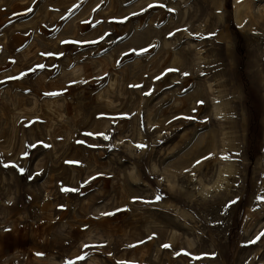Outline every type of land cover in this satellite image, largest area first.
Wrapping results in <instances>:
<instances>
[{"label": "rangeland", "instance_id": "1", "mask_svg": "<svg viewBox=\"0 0 264 264\" xmlns=\"http://www.w3.org/2000/svg\"><path fill=\"white\" fill-rule=\"evenodd\" d=\"M260 197L264 0H0V264H264Z\"/></svg>", "mask_w": 264, "mask_h": 264}, {"label": "bare ground", "instance_id": "2", "mask_svg": "<svg viewBox=\"0 0 264 264\" xmlns=\"http://www.w3.org/2000/svg\"><path fill=\"white\" fill-rule=\"evenodd\" d=\"M236 15L239 16V12L236 11ZM199 54L201 59H206V56L203 53V49H199ZM214 84H210V88L214 91ZM219 95L214 96V110L215 115L218 118L224 117L225 112L222 103L219 101ZM227 139L224 138L223 142V150H222V159L223 162L220 163V168L216 178L212 181H208L206 175H196L195 172L192 174V179L196 182V191L195 194L198 198L202 201H208L209 198H212L215 194H220L221 191L226 188V184L230 182L229 177L234 172V165L231 161H229V154L227 152V148L229 147L228 143L226 142ZM226 157V158H225ZM160 170L159 165L154 162L153 163V173H157ZM178 176L177 171L172 172V177L176 178ZM166 177H164V180ZM170 188L174 190H180L183 193L188 192L187 187L182 186L179 182H175L169 180ZM175 205L172 203V206Z\"/></svg>", "mask_w": 264, "mask_h": 264}, {"label": "snow or ice", "instance_id": "3", "mask_svg": "<svg viewBox=\"0 0 264 264\" xmlns=\"http://www.w3.org/2000/svg\"><path fill=\"white\" fill-rule=\"evenodd\" d=\"M151 7V5H150ZM133 15H136V13H134ZM191 34V33H190ZM96 41H92V43H95ZM65 43H68V41H65ZM44 55V54H42ZM46 55H53L52 53H47ZM62 55V53H61ZM127 55V54H126ZM39 67H44V65H39ZM168 71H177L175 69H169ZM184 75H188L187 73H184ZM157 79H160V77H157ZM57 93H51V95H56ZM146 95H149L150 93H145ZM88 135H91V133H89ZM105 139H108L107 136L104 137ZM82 143V142H81ZM32 147H35V145H32ZM138 148H144L145 145H137ZM25 155H27V153H25ZM226 158V157H225ZM197 163H200V161H197ZM5 167H8L9 165L5 164L4 165ZM15 167V165H12ZM19 171L21 172V174L24 172V169L21 168L19 169ZM62 191H65V192H73V191H77V189H70V188H63ZM157 199H160L159 196H157ZM259 199H261V201H264V197H260ZM236 201H232L231 203H235ZM114 213H111V212H106V213H102V215L104 216H110V215H113ZM262 237H264V232H261L255 240L251 241V243H256L257 241H259ZM151 239V237L149 238ZM162 247L164 248H169L170 245L168 244H165L163 245ZM38 256L42 255V253H37ZM177 255H179V253H177ZM205 256H210L211 258H214L215 257V253H212V254H204ZM203 257H196V259H201ZM79 259H83V257H79ZM120 264H127V262H120Z\"/></svg>", "mask_w": 264, "mask_h": 264}, {"label": "trees", "instance_id": "4", "mask_svg": "<svg viewBox=\"0 0 264 264\" xmlns=\"http://www.w3.org/2000/svg\"><path fill=\"white\" fill-rule=\"evenodd\" d=\"M235 28V27H234Z\"/></svg>", "mask_w": 264, "mask_h": 264}]
</instances>
